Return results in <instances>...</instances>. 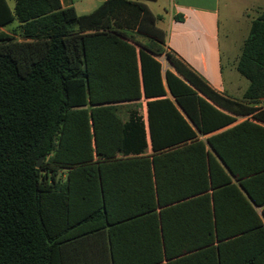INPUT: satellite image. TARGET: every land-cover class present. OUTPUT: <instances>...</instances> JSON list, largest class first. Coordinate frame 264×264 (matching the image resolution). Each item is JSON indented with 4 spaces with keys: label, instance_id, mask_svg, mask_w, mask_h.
Returning a JSON list of instances; mask_svg holds the SVG:
<instances>
[{
    "label": "trees",
    "instance_id": "1",
    "mask_svg": "<svg viewBox=\"0 0 264 264\" xmlns=\"http://www.w3.org/2000/svg\"><path fill=\"white\" fill-rule=\"evenodd\" d=\"M161 20L143 0H0V264H71L70 241L158 207L206 215L198 251L166 236L168 264H264V10L241 99L170 49Z\"/></svg>",
    "mask_w": 264,
    "mask_h": 264
},
{
    "label": "crops",
    "instance_id": "2",
    "mask_svg": "<svg viewBox=\"0 0 264 264\" xmlns=\"http://www.w3.org/2000/svg\"><path fill=\"white\" fill-rule=\"evenodd\" d=\"M62 2L64 6H75L73 0ZM151 2L154 4H147L150 9L162 16L159 26L169 32V48L217 91L241 99L249 84L240 79L236 64L249 36L253 19L264 10V0ZM222 35L230 40L231 47L230 72L227 74ZM260 105H264V99ZM143 115L148 125L147 105ZM244 119L239 117L238 122ZM212 214L214 224V210ZM169 218L173 220L171 225L168 224ZM205 218L203 209H180L162 214V208L158 207L152 212L130 217L70 241L66 246L67 254L72 259L71 264H168L180 256L168 258L167 239H170L171 248L194 247L196 249L191 252L198 251V246L205 240Z\"/></svg>",
    "mask_w": 264,
    "mask_h": 264
},
{
    "label": "rangeland",
    "instance_id": "3",
    "mask_svg": "<svg viewBox=\"0 0 264 264\" xmlns=\"http://www.w3.org/2000/svg\"><path fill=\"white\" fill-rule=\"evenodd\" d=\"M103 1L105 0H73V2L75 3L76 9L78 11L79 14H84V13H88L90 11H93L95 8H97ZM146 4H154L151 2V0H143ZM9 4L11 7L14 6V0H8ZM5 31H11V32H16L18 30V23L14 22L13 24L6 26L3 28ZM17 35V34H16ZM168 36H169V32L167 30V40H168ZM222 47H223V59H224V65H225V73L227 74L228 72H230V62L231 59L229 57V53H230V40H228V38L225 35H222ZM161 61L164 64V67L167 68L168 66V61L166 58L161 57ZM240 79L247 83V85L249 84V81L247 78H245L243 75H241L238 72ZM130 103H123L120 107V112L121 114L126 117V110L130 107ZM146 110V105L144 102L143 108H142V112H145ZM65 175V172H64ZM65 177V176H64Z\"/></svg>",
    "mask_w": 264,
    "mask_h": 264
},
{
    "label": "water",
    "instance_id": "4",
    "mask_svg": "<svg viewBox=\"0 0 264 264\" xmlns=\"http://www.w3.org/2000/svg\"><path fill=\"white\" fill-rule=\"evenodd\" d=\"M43 158H44V156H42L41 158H39V160H38V166H40L41 161L43 160Z\"/></svg>",
    "mask_w": 264,
    "mask_h": 264
}]
</instances>
